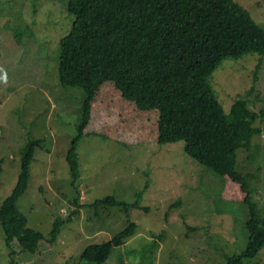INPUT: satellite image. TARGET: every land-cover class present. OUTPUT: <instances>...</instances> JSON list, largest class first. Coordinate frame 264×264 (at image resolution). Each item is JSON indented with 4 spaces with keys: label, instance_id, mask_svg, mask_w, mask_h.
<instances>
[{
    "label": "rangeland",
    "instance_id": "rangeland-1",
    "mask_svg": "<svg viewBox=\"0 0 264 264\" xmlns=\"http://www.w3.org/2000/svg\"><path fill=\"white\" fill-rule=\"evenodd\" d=\"M67 1L0 0V203L17 182L27 141L41 138L17 207L44 236L55 219L64 220L56 241L41 242L31 254L16 242L9 249L0 225V264H224L225 255L245 248L248 207L221 198L222 178L188 155L183 140L123 144L88 133L77 143L78 192L74 188L65 155L77 134L85 92L59 81V43L73 21ZM234 1L264 28V0ZM208 83L227 118L236 99L261 111L264 55L224 58ZM254 126L259 132L248 148L237 150L236 167L251 173V195L262 214L264 116ZM107 195L138 198L148 211L132 207L126 216L118 205L95 203ZM128 218L136 232L104 262L80 257L86 245L111 238ZM242 264H264V246Z\"/></svg>",
    "mask_w": 264,
    "mask_h": 264
},
{
    "label": "trees",
    "instance_id": "trees-1",
    "mask_svg": "<svg viewBox=\"0 0 264 264\" xmlns=\"http://www.w3.org/2000/svg\"><path fill=\"white\" fill-rule=\"evenodd\" d=\"M67 10L73 21L59 43V81L85 92L77 134L65 155L77 192V143L88 133L123 144L183 140L188 155L222 178L221 198L241 200L248 207L245 248L225 255L224 264H242L255 256L264 246V209L261 214L252 198L251 173L236 165L237 150L251 145L259 132L254 122L264 109L253 110L247 100L236 99L227 118L208 77L224 58L264 55V28L234 0H68ZM42 140L27 141L17 182L0 203L6 246L16 242L28 254L41 242L53 244L64 223L55 219L44 236L17 207L28 186L34 149ZM95 203L118 205L126 216L132 207L148 211L138 198L128 202L107 195ZM136 228L128 218L111 238L86 245L80 257L104 262Z\"/></svg>",
    "mask_w": 264,
    "mask_h": 264
},
{
    "label": "crops",
    "instance_id": "crops-1",
    "mask_svg": "<svg viewBox=\"0 0 264 264\" xmlns=\"http://www.w3.org/2000/svg\"><path fill=\"white\" fill-rule=\"evenodd\" d=\"M81 197V196H80Z\"/></svg>",
    "mask_w": 264,
    "mask_h": 264
}]
</instances>
